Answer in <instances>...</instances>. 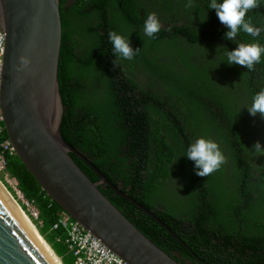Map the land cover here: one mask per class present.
<instances>
[{
    "label": "trees",
    "instance_id": "1",
    "mask_svg": "<svg viewBox=\"0 0 264 264\" xmlns=\"http://www.w3.org/2000/svg\"><path fill=\"white\" fill-rule=\"evenodd\" d=\"M219 2V0H218ZM211 0H60L63 38L59 65L64 140L109 182L102 193L151 241L181 264H264V118L246 107L264 90V56L253 71L228 64L240 43L264 45V31L232 40ZM162 24L144 34L148 14ZM208 17V19H207ZM207 19L206 22L201 21ZM264 28V0L245 18ZM130 37L131 60L114 53L109 34ZM216 142L225 163L196 175L187 159L198 138ZM8 139L6 129L0 144ZM72 158L99 183V174ZM7 172L40 211L37 225L63 264H74L63 210L19 158Z\"/></svg>",
    "mask_w": 264,
    "mask_h": 264
},
{
    "label": "water",
    "instance_id": "2",
    "mask_svg": "<svg viewBox=\"0 0 264 264\" xmlns=\"http://www.w3.org/2000/svg\"><path fill=\"white\" fill-rule=\"evenodd\" d=\"M0 28L5 34L0 95L4 126L16 156L42 190L126 263L181 264L102 193L100 184L113 187L111 182L92 166L101 178L94 183L71 156L79 154L61 132L60 0H0ZM8 195L0 182V264H58L49 243Z\"/></svg>",
    "mask_w": 264,
    "mask_h": 264
},
{
    "label": "clouds",
    "instance_id": "3",
    "mask_svg": "<svg viewBox=\"0 0 264 264\" xmlns=\"http://www.w3.org/2000/svg\"><path fill=\"white\" fill-rule=\"evenodd\" d=\"M211 10H215L220 23L230 29L226 33V39L232 40L238 36L240 31L257 37L264 28L252 26L245 18L250 10L259 7V0H211L209 5ZM208 19V17H207ZM207 19L201 21L206 22ZM162 28V24L155 13L148 14L143 31L148 37H153ZM110 42L114 53L126 60H131L139 52L130 46V37L112 32L109 34ZM226 62L230 65L238 64L244 66L248 71H253L257 63L261 62L264 56V45L260 43L244 44L240 43L233 51H226ZM250 115L257 114L264 118V90H260L253 96L252 103L246 107ZM253 151L264 153V145L257 142L253 145ZM190 161L195 162L196 175L205 177L217 171L223 163L225 157L219 145L211 139L198 138L187 148L186 156Z\"/></svg>",
    "mask_w": 264,
    "mask_h": 264
},
{
    "label": "built area",
    "instance_id": "4",
    "mask_svg": "<svg viewBox=\"0 0 264 264\" xmlns=\"http://www.w3.org/2000/svg\"><path fill=\"white\" fill-rule=\"evenodd\" d=\"M5 56V34L0 28V95L2 86V75ZM4 118L0 109V134L4 133ZM16 155L15 148L11 141L5 139L0 144V175L3 176L2 185L19 203L23 213L37 227H42L40 211L33 201L25 198L20 191L17 182L7 172L8 158ZM9 189L12 190L9 191ZM38 229V227H37ZM54 230L63 229L67 233L66 244L74 257V264H128L118 255L104 246L97 238L88 232L80 223L74 221L67 214L63 213L58 222L53 226ZM39 231V230H38Z\"/></svg>",
    "mask_w": 264,
    "mask_h": 264
},
{
    "label": "flooded vegetation",
    "instance_id": "5",
    "mask_svg": "<svg viewBox=\"0 0 264 264\" xmlns=\"http://www.w3.org/2000/svg\"><path fill=\"white\" fill-rule=\"evenodd\" d=\"M81 159H83L85 162H87V164H89V166H91L92 167V165L90 164V162L88 161V160H86V158L84 157V156H82V155H78ZM93 168V167H92ZM100 183H101V181H100ZM113 185V184H112ZM100 186H104V188L107 190V187H110L114 192H115V194H117V195H119V196H121V197H123V198H126V199H129L130 201H132L137 207H138V209H140V210H143V211H145L146 213H148L149 215H151V216H153L150 212H147L146 210L147 209H145L144 207H142L139 203H137L136 201H134L131 197H129L128 195H125V194H122V192H121V189L123 188V186L121 185V182H119V188H117V187H115L114 185H113V187L116 189H114L111 185H107V184H105V183H101L100 184ZM142 207V208H141Z\"/></svg>",
    "mask_w": 264,
    "mask_h": 264
},
{
    "label": "bare ground",
    "instance_id": "6",
    "mask_svg": "<svg viewBox=\"0 0 264 264\" xmlns=\"http://www.w3.org/2000/svg\"><path fill=\"white\" fill-rule=\"evenodd\" d=\"M10 200L12 201V203L15 205L16 209L21 213V215L23 216V218L26 220V222L31 225V227H34L35 225L32 224L29 220V218L23 213V210L21 209L20 205L18 202H16L15 199L12 198V195H8ZM35 228L37 229V227L35 226ZM38 230V229H37ZM52 248V247H51ZM59 259V260H58ZM57 259V263L58 264H61L62 263V260L60 258Z\"/></svg>",
    "mask_w": 264,
    "mask_h": 264
},
{
    "label": "rangeland",
    "instance_id": "7",
    "mask_svg": "<svg viewBox=\"0 0 264 264\" xmlns=\"http://www.w3.org/2000/svg\"><path fill=\"white\" fill-rule=\"evenodd\" d=\"M0 179L3 181V176H2V175H0ZM9 191H11V192H12V190H11V189H9Z\"/></svg>",
    "mask_w": 264,
    "mask_h": 264
}]
</instances>
